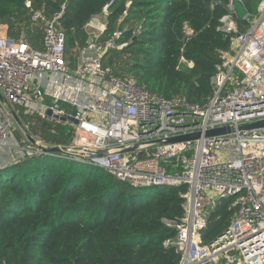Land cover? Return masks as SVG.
I'll use <instances>...</instances> for the list:
<instances>
[{
    "label": "built area",
    "instance_id": "1",
    "mask_svg": "<svg viewBox=\"0 0 264 264\" xmlns=\"http://www.w3.org/2000/svg\"><path fill=\"white\" fill-rule=\"evenodd\" d=\"M111 4L84 25L86 43L76 49L74 61L59 24L62 13L47 19L26 2L31 21L43 31L40 50L32 49L25 36L9 38L0 25V152L6 150L12 165L44 154L41 148H65L45 155L98 168L133 189L185 185L183 216L163 220L175 230L163 246L179 254L178 264H264V128L238 131L264 120V0L244 33L238 32L229 0L218 30L230 35L231 48L211 79L212 95L204 105L158 96L105 66L110 50L127 46L120 42L127 27L107 33ZM60 104L73 114H65ZM16 107L69 125V145L49 146L33 137L31 144L13 118ZM223 127L232 131L205 136ZM192 134L200 137L166 142ZM230 198L234 218L220 236L204 243L212 211Z\"/></svg>",
    "mask_w": 264,
    "mask_h": 264
},
{
    "label": "trees",
    "instance_id": "2",
    "mask_svg": "<svg viewBox=\"0 0 264 264\" xmlns=\"http://www.w3.org/2000/svg\"><path fill=\"white\" fill-rule=\"evenodd\" d=\"M26 2L47 19L62 13L59 24L73 61L86 43L84 25L112 2L107 33L127 27L120 40L127 46L110 50L105 66L166 99L204 105L231 48L230 35L218 30L229 0H0L7 36H25L40 50L43 31L31 21ZM240 2L247 18L230 14L244 33L258 0ZM59 109L73 114L65 104ZM15 111L31 137L49 146L69 145V125ZM133 190L98 168L45 154L0 168V264H178L179 254L163 246L175 235L163 220L181 219L186 186L136 190L137 196ZM232 202L223 199L212 211L204 243L227 229L236 212Z\"/></svg>",
    "mask_w": 264,
    "mask_h": 264
},
{
    "label": "water",
    "instance_id": "3",
    "mask_svg": "<svg viewBox=\"0 0 264 264\" xmlns=\"http://www.w3.org/2000/svg\"><path fill=\"white\" fill-rule=\"evenodd\" d=\"M232 8H233V12L236 15V17L238 19H246L248 16L247 11L244 9V7L242 6L240 0H232ZM220 65V63H219ZM0 101H3V98L0 94ZM48 116H51L52 113L50 111L47 112ZM55 119H58L61 122H66L67 120L72 121L74 124H76V120L72 119V118H68V117H64V116H53ZM13 118L16 121V123L18 124V126L20 127L21 131L23 132V134L25 135V137L30 141L31 144H35L34 140L31 138V136L28 134V132L26 131V129L24 128L22 122L20 121V119L13 114ZM264 128V120L262 121H258V122H254L251 124H247V125H243L240 126L238 128V131L243 132V131H253V130H260ZM232 130L227 128V127H223V128H218V129H214V130H209L205 133L206 137H214V136H218V135H223L226 133L231 132ZM200 136L199 134H192V135H187L184 137H180V138H176V139H171L168 140L166 142H178V141H191L194 139H198ZM65 148H59V147H52V148H41L42 153L44 154H49V153H63Z\"/></svg>",
    "mask_w": 264,
    "mask_h": 264
},
{
    "label": "rangeland",
    "instance_id": "4",
    "mask_svg": "<svg viewBox=\"0 0 264 264\" xmlns=\"http://www.w3.org/2000/svg\"><path fill=\"white\" fill-rule=\"evenodd\" d=\"M261 1H262V0H258V2H257L256 4H254V10H255V13H256L257 8H258L259 4L261 3ZM255 13H254V14H255ZM254 14H253V15H254ZM39 47H40V46H39ZM21 133H22V132H17L16 135H15V137L17 138V135H19V137H21V135H22ZM22 145H24L23 142H22ZM8 158H9V156H8L6 150L0 152V163H1V164L7 166L8 164H7V163H4V162H5V161H9L10 159H8ZM6 164H7V165H6ZM0 168H2V165H0ZM136 190H138V189H134V190H133V193L137 196V195H138V191H136ZM142 190H144L145 193L150 191V189H142ZM143 195H144V193H143Z\"/></svg>",
    "mask_w": 264,
    "mask_h": 264
},
{
    "label": "crops",
    "instance_id": "5",
    "mask_svg": "<svg viewBox=\"0 0 264 264\" xmlns=\"http://www.w3.org/2000/svg\"><path fill=\"white\" fill-rule=\"evenodd\" d=\"M8 162H9V161H5L4 163H7V164L9 165V163H8ZM0 165H3V164H1V163H0Z\"/></svg>",
    "mask_w": 264,
    "mask_h": 264
}]
</instances>
